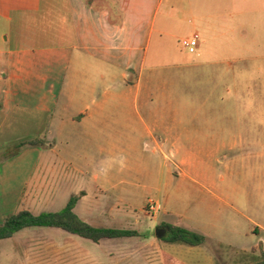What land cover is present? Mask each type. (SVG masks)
Here are the masks:
<instances>
[{
  "label": "crops",
  "instance_id": "crops-1",
  "mask_svg": "<svg viewBox=\"0 0 264 264\" xmlns=\"http://www.w3.org/2000/svg\"><path fill=\"white\" fill-rule=\"evenodd\" d=\"M194 33L196 52L178 49ZM169 62L179 69L174 81L205 79L206 111L212 110L219 128L216 153L238 143L228 141L223 127L242 100L243 80L264 62V0H0V149L42 142L0 161V224L21 210L58 212L79 192L80 203L93 201L97 207L99 193L115 190L104 187L105 177L133 145H152L153 157L179 158L177 145L191 138L181 128L190 122L181 119L176 90L166 86ZM59 143L66 145V156L56 151ZM195 159L191 151L173 161L172 174L192 178ZM152 217L159 225L215 237L210 229L177 223L186 219L179 212L167 214L174 223ZM255 226L249 232L260 237L259 244L243 253L261 245L264 250V227ZM46 229L4 240L29 244L37 235L50 238L33 248L44 252L41 256L50 254L45 264H101V256L109 264H164V253L191 264L180 255L198 248L165 243L147 230L94 243L99 253L100 244L110 245L96 255L85 239L79 243L68 239L77 236ZM33 249L25 252L32 255Z\"/></svg>",
  "mask_w": 264,
  "mask_h": 264
},
{
  "label": "rangeland",
  "instance_id": "rangeland-1",
  "mask_svg": "<svg viewBox=\"0 0 264 264\" xmlns=\"http://www.w3.org/2000/svg\"><path fill=\"white\" fill-rule=\"evenodd\" d=\"M174 44L177 46L175 41ZM179 47L181 44L178 49ZM164 66L166 86L168 89L174 88L176 93L178 91V94L175 93L174 103L184 109H181V119L190 122L185 128H181L190 132V142H182L177 146L181 148L179 158L187 156L191 151L196 155L195 164H190L189 167L192 178L180 179L172 174L171 163L179 158L164 160L159 153L153 157L152 145H133L132 151H127L125 155L120 153L119 156L122 157L116 160L115 172L104 176V187L112 189L111 186L115 185V190L99 193V200L95 202L97 207H92L93 201L80 203L79 192V201L74 211L94 227L135 230L141 233L149 231L153 234L160 230V235H165V232L159 229L160 223L152 216L159 215L160 220L174 223V220L168 219L167 214L179 212L186 219L177 223L186 225L190 222L192 227L210 229L215 236L208 239L199 233L206 237V242L180 255L191 264H208L210 258L213 259V264L257 262L259 246L255 251L247 253H243L242 249L258 245L260 237L249 231L255 225L264 227V62L257 64L259 72L254 76H246L243 80L246 85L241 92L242 100L236 111H229L227 128L223 127V131H227L225 137L228 141L236 140L238 143L230 142L226 150L219 153H216L219 132L216 118L212 110L209 113L206 111L205 79H180L177 82L173 79V72L179 69L176 70L171 62ZM214 103L211 101L209 105L213 106ZM210 121L211 126L208 125ZM191 140H195V143ZM10 146L12 145L0 149V156L8 148L10 150ZM65 146L59 143L56 151L66 156ZM164 150L167 153L166 147ZM53 178L51 176L48 182ZM147 197L158 201L161 206L158 213L148 212L147 201L143 203ZM28 230L49 231L46 228H27L22 230L18 238L24 237ZM247 233H250L249 238L245 235ZM69 237L73 241L79 239V243L84 240ZM42 238L37 235L29 244L24 243L23 239L0 240V264H45L50 254L41 256L44 252H35L33 249L50 242V238ZM64 240L51 241L66 243ZM84 241L93 247L96 255H103V251L110 247L100 244L99 253L96 244ZM27 248L30 252L33 249L32 255L25 252ZM169 252L172 254L175 251L170 248ZM101 258V264L110 263L108 259ZM78 259L80 260V253Z\"/></svg>",
  "mask_w": 264,
  "mask_h": 264
},
{
  "label": "trees",
  "instance_id": "trees-1",
  "mask_svg": "<svg viewBox=\"0 0 264 264\" xmlns=\"http://www.w3.org/2000/svg\"><path fill=\"white\" fill-rule=\"evenodd\" d=\"M93 0H88L92 3ZM41 141L21 142L10 146L7 152L3 154L4 161L19 154L26 146H40ZM79 200L78 196H72L67 205L59 212L41 213L34 215L28 210H21L18 213L6 216L0 224V240L11 238L17 232L27 228H52L59 229L68 234L89 240L93 243H99L104 239H117L139 236V232L126 229L98 228L81 220L74 212L76 204ZM159 229L165 232L159 239L168 244L185 245L189 247H199L206 242V237L171 224H161ZM259 260L252 264H264V250L259 248ZM164 264H183L171 255L164 253Z\"/></svg>",
  "mask_w": 264,
  "mask_h": 264
},
{
  "label": "built area",
  "instance_id": "built-area-1",
  "mask_svg": "<svg viewBox=\"0 0 264 264\" xmlns=\"http://www.w3.org/2000/svg\"><path fill=\"white\" fill-rule=\"evenodd\" d=\"M198 42H199V35L197 33H194L192 35H190L189 37L183 39L181 41V46L190 54H194L197 50L198 47ZM147 207H148V212L150 213H156L159 209L160 206L159 204L152 200V199H148L147 201Z\"/></svg>",
  "mask_w": 264,
  "mask_h": 264
},
{
  "label": "water",
  "instance_id": "water-1",
  "mask_svg": "<svg viewBox=\"0 0 264 264\" xmlns=\"http://www.w3.org/2000/svg\"><path fill=\"white\" fill-rule=\"evenodd\" d=\"M159 232H160V230H158V231L156 232L158 238L161 237V235L159 234Z\"/></svg>",
  "mask_w": 264,
  "mask_h": 264
}]
</instances>
